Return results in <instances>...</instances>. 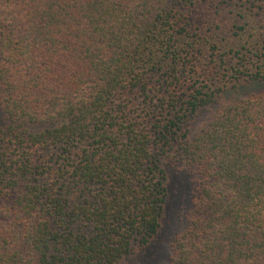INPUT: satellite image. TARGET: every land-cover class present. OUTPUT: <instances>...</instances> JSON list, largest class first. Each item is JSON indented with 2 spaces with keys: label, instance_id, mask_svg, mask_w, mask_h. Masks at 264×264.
Masks as SVG:
<instances>
[{
  "label": "trees",
  "instance_id": "1",
  "mask_svg": "<svg viewBox=\"0 0 264 264\" xmlns=\"http://www.w3.org/2000/svg\"><path fill=\"white\" fill-rule=\"evenodd\" d=\"M170 175L158 264H264V0H0V264L157 261Z\"/></svg>",
  "mask_w": 264,
  "mask_h": 264
},
{
  "label": "rangeland",
  "instance_id": "2",
  "mask_svg": "<svg viewBox=\"0 0 264 264\" xmlns=\"http://www.w3.org/2000/svg\"><path fill=\"white\" fill-rule=\"evenodd\" d=\"M248 92L247 94H249ZM246 96V95H241ZM207 116V115H206ZM169 200L166 208V219L159 237L158 255L156 260H152V254L146 255V263L144 264H158L161 263L163 256L167 254L169 245L172 239L182 229V216L186 213L190 203V185L188 179L179 175H170ZM133 261L131 264H135Z\"/></svg>",
  "mask_w": 264,
  "mask_h": 264
}]
</instances>
